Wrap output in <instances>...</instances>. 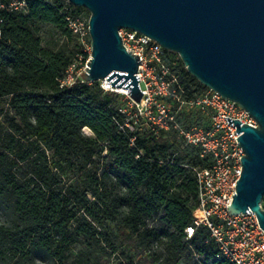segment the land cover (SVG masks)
<instances>
[{"label": "trees", "instance_id": "16d2710c", "mask_svg": "<svg viewBox=\"0 0 264 264\" xmlns=\"http://www.w3.org/2000/svg\"><path fill=\"white\" fill-rule=\"evenodd\" d=\"M25 1L0 8V264H233L205 227L186 233L199 148L174 123L131 132L120 93L99 81L62 87L77 54L90 56L68 20L83 7ZM179 62L185 94L208 88Z\"/></svg>", "mask_w": 264, "mask_h": 264}, {"label": "water", "instance_id": "95a60500", "mask_svg": "<svg viewBox=\"0 0 264 264\" xmlns=\"http://www.w3.org/2000/svg\"><path fill=\"white\" fill-rule=\"evenodd\" d=\"M69 1L90 11L91 55L84 81L108 79L125 87L135 101L142 100V60L120 34L122 28L135 29L177 52L201 83L255 118L253 126L228 116L245 151L229 211H253L264 229V0Z\"/></svg>", "mask_w": 264, "mask_h": 264}, {"label": "built area", "instance_id": "2783aa9c", "mask_svg": "<svg viewBox=\"0 0 264 264\" xmlns=\"http://www.w3.org/2000/svg\"><path fill=\"white\" fill-rule=\"evenodd\" d=\"M6 5L22 10L27 7L25 0H0V8ZM68 20L79 37L87 34L80 16H69ZM120 34L127 49L139 54L142 60L138 76L143 98L137 102L127 93L128 100L120 107L127 115L128 128L134 133L146 127L159 135L162 128L168 129L174 123L183 135L184 145L198 147L200 158L204 160V164L191 166L198 183V202L193 223L186 228L188 237L191 238L198 228L205 227L209 232L208 240H213L217 246L218 257H225L233 264H264V229L257 215L253 211L240 214L229 211L236 181L241 177V157L245 151L238 140L237 125L234 121L231 123L228 116L253 126L257 121L240 103L209 87L185 94L179 73L166 61L165 48L158 41L130 28L120 29ZM87 61L77 54L60 79L61 86L83 80ZM169 97L177 101V110L171 107ZM183 108L200 113L187 127L176 119V114L183 112ZM144 114L148 115L146 123L141 120ZM135 138H131L132 143Z\"/></svg>", "mask_w": 264, "mask_h": 264}, {"label": "rangeland", "instance_id": "374dc122", "mask_svg": "<svg viewBox=\"0 0 264 264\" xmlns=\"http://www.w3.org/2000/svg\"><path fill=\"white\" fill-rule=\"evenodd\" d=\"M69 1V0H68ZM68 1L66 3H68ZM78 16H80L81 22H82V27L84 29V31H87V34L83 37H79V40L82 44L85 45L86 50L90 53L89 55H91V38L89 35V29H88V23H89V18H90V11L86 8L83 7V9L78 13ZM163 54L166 57V61L173 67V70L176 72H182V67L180 65L179 59H180V55L177 52H167L165 49L163 50ZM90 57V56H89ZM147 80L149 81V79L147 78ZM100 86H102L105 90H114L120 93V96L118 97V103H126L128 100L127 97V93L119 91L118 87L116 86H109V83H107L104 80L99 81ZM111 83V82H110ZM105 87H109L108 89H106ZM171 107H173V102H170ZM186 108H183V111H185L187 114V117L184 118L185 124L184 127H187L190 121H193L200 113L198 111H186ZM148 119V115L144 114V116L141 118L142 123H146ZM84 132L88 135H92L93 132L90 128H84ZM0 218L3 219L4 218V214L0 211ZM199 259H203L200 258L197 255H190L187 254L180 263L178 264H200L199 263ZM203 261V260H202Z\"/></svg>", "mask_w": 264, "mask_h": 264}, {"label": "bare ground", "instance_id": "6f19581e", "mask_svg": "<svg viewBox=\"0 0 264 264\" xmlns=\"http://www.w3.org/2000/svg\"><path fill=\"white\" fill-rule=\"evenodd\" d=\"M104 81L109 83V86H112V84L110 83V81L108 79H105ZM118 90L122 91V92H125V93H128V90L125 87H118ZM85 128H87V127H85Z\"/></svg>", "mask_w": 264, "mask_h": 264}]
</instances>
